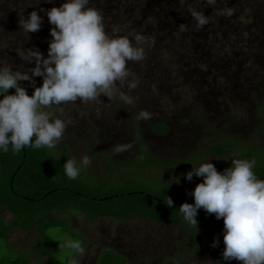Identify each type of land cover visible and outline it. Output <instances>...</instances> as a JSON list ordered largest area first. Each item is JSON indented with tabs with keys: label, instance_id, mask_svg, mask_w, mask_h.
<instances>
[{
	"label": "rangeland",
	"instance_id": "1",
	"mask_svg": "<svg viewBox=\"0 0 264 264\" xmlns=\"http://www.w3.org/2000/svg\"><path fill=\"white\" fill-rule=\"evenodd\" d=\"M144 1L145 7L140 8ZM60 3L62 0H0V62L11 64L14 70L21 64L25 68L33 66L34 61H23L18 56L17 49L22 47L35 46L46 56L49 28L53 25L40 9ZM228 8L230 13L225 12ZM33 9L43 19L37 31L27 34L18 20L22 15L27 18ZM192 9L207 17L203 26L197 27ZM98 10L110 35L131 39L136 33L143 34L145 55L138 61H127L129 75L124 82L117 81L118 91L111 97L100 94L97 100L77 98L41 106V110L70 121L58 143L67 145L61 149L68 154L90 156L91 162L82 168L84 172L104 177L112 168L106 156L117 161L138 156L135 132L151 153L171 163L196 159L224 138L247 146L257 138L264 152V130L259 135L262 118L264 122V0H107ZM181 23L184 31L178 28ZM33 79L36 86L42 82L40 76ZM130 80L136 81L135 87L128 86ZM19 83L30 95L33 89L29 82ZM119 92L130 96L132 102H126ZM141 109L149 111L150 117L138 118ZM159 122L168 125L166 132L154 130ZM214 128L219 129L221 137L214 135ZM117 144L128 147L115 151ZM228 157L239 155L230 150ZM206 159L222 171L224 162L218 155H208L195 166ZM191 168L156 171L194 187L202 177L193 174L191 180L185 179L183 174ZM0 215L6 223L15 218L6 208L0 209ZM51 218L71 220L76 231L86 237L83 252L76 255L77 264H96L105 249L123 254L129 264H164L168 257L183 252L179 242L191 237L178 225L115 219L90 222L77 213ZM52 226L48 234L63 240L61 252L63 257L69 256L71 251L64 245L67 236L61 228ZM38 240V234L20 228L11 232L13 249L32 255L34 260ZM211 242H204L201 252L191 261L183 259L176 264H220L223 248L219 243L213 247ZM0 252L14 253L6 242ZM233 264L240 262L234 259Z\"/></svg>",
	"mask_w": 264,
	"mask_h": 264
},
{
	"label": "clouds",
	"instance_id": "2",
	"mask_svg": "<svg viewBox=\"0 0 264 264\" xmlns=\"http://www.w3.org/2000/svg\"><path fill=\"white\" fill-rule=\"evenodd\" d=\"M40 11L53 25L49 28L47 55L35 46L22 47L17 49L18 56L23 61H34L33 66L25 68L21 64L14 70L11 64L0 62V151L3 152L9 146L16 152L29 144L34 148H53L70 121L41 110V106L60 105L77 98L97 100L100 94L111 97L118 91L117 81L124 82L129 75L127 61H138L145 55L143 34L136 33L131 39L110 35L100 10L89 6V0H62L59 6ZM225 12L230 13L231 8ZM191 15L197 27L207 22L204 13L196 9L191 10ZM42 19L33 9L27 18L22 15L18 23L28 34L41 27ZM178 28L184 31V23ZM35 76L42 78L39 86L33 79ZM19 81L29 82L33 89L30 95ZM135 84V80L128 81L129 87ZM10 88L14 91L9 92ZM119 95L126 102H132L123 92ZM150 115L141 109L138 118L147 119ZM126 147L117 144L114 150L122 151ZM90 162V156L82 153L79 160L66 158L63 169L67 177L76 178ZM254 164V159L232 158L230 166L218 171L206 159L183 174L188 180L193 174L202 180L188 193L193 202H182L178 210L188 224L195 226L200 208L206 214L223 218L221 255L225 261L235 258L240 264H264V179L257 178L252 170ZM165 204H173L170 196ZM218 243L214 237L211 246ZM64 245L83 252L78 239L65 238ZM68 264H77V261L73 258Z\"/></svg>",
	"mask_w": 264,
	"mask_h": 264
},
{
	"label": "trees",
	"instance_id": "3",
	"mask_svg": "<svg viewBox=\"0 0 264 264\" xmlns=\"http://www.w3.org/2000/svg\"><path fill=\"white\" fill-rule=\"evenodd\" d=\"M98 1V0H97ZM90 0L89 6L99 8L102 2ZM147 1L141 3L145 7ZM138 11V9H137ZM14 89H9V92ZM119 97V96H118ZM264 104V103H263ZM264 106V105H263ZM128 112L131 114L129 107ZM154 130L164 133L168 125L157 123ZM264 130V122L259 127V135ZM139 144L140 153L125 161H117L111 156L106 160L112 167L104 177L84 172L82 169L76 178L66 176L63 163L73 156L63 151L57 143L53 148L28 146L19 151H0V209L6 208L15 218L6 223L0 215V247L6 242L14 253L0 252V264H68L70 259H76L77 251L69 248V256L63 257L61 252L62 239L48 234L50 228L59 227L67 238L78 239L82 247L87 244L84 235L76 231L69 219L51 216L63 213L70 215L83 214L88 221L98 219H115L117 221H147L151 224L175 225L190 234V238L179 242L184 251L176 256L165 259L166 264H176L181 260L191 261L201 252L203 243L212 241L215 237L223 248L222 231L223 218H216L213 213H207L203 208L197 210V225L188 224L179 212V205L187 201L193 202L188 194L191 189L183 179L165 178L156 171L159 168L168 171L186 169L195 166L208 155H218L224 162V168L230 166V150H235L239 157L254 159L253 172L259 179H264V152L257 145V138L252 146L224 138L221 143L214 142L209 149L202 152L196 159L168 162L151 153L142 142L138 133H134ZM214 135L219 138L222 133L214 128ZM61 145V146H60ZM58 150H62L59 153ZM66 153V154H65ZM64 156V157H63ZM201 158V159H200ZM222 169V170H223ZM155 171V172H154ZM167 196L173 200L171 206L166 205ZM20 228L31 234H38V246L32 255L14 250L10 242L11 232ZM180 255V257H179ZM234 259L223 260L220 264H233ZM177 261V262H176ZM164 263V264H165ZM96 264H129L126 257L114 249H105L98 257Z\"/></svg>",
	"mask_w": 264,
	"mask_h": 264
}]
</instances>
